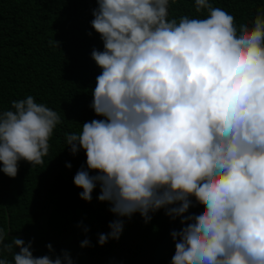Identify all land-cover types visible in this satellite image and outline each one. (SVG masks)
Returning <instances> with one entry per match:
<instances>
[{"label": "clouds", "instance_id": "obj_1", "mask_svg": "<svg viewBox=\"0 0 264 264\" xmlns=\"http://www.w3.org/2000/svg\"><path fill=\"white\" fill-rule=\"evenodd\" d=\"M169 3L96 0L90 25L103 50L91 52L101 72L90 107L102 118L66 134L70 153L86 156L73 184L85 202L99 185L97 200L117 217L100 246L120 238L121 217L147 223L164 208L183 226L171 233V264H264V9L237 26L210 0H194L206 18L169 20ZM61 122L31 95L12 101L0 111V172L14 178L21 160L43 164ZM191 198L199 212L184 215ZM5 239L0 228V247L13 254L0 264H74L67 251L36 257L32 241Z\"/></svg>", "mask_w": 264, "mask_h": 264}, {"label": "trees", "instance_id": "obj_2", "mask_svg": "<svg viewBox=\"0 0 264 264\" xmlns=\"http://www.w3.org/2000/svg\"><path fill=\"white\" fill-rule=\"evenodd\" d=\"M235 17L237 26L251 22L264 0H210ZM96 0H0V111L11 102L31 95L56 111L61 123L53 130L43 164L21 160L10 178L0 172V228L5 244L18 237L32 241L34 256H59L67 251L74 264H171L175 241L171 233L183 226L161 208L149 213L147 223L139 213L121 217L123 231L118 240L98 245V234L110 231L117 219L99 202V185L90 202L79 198L82 189L73 184L76 172L85 166L83 150L75 155L66 144V134L79 133L82 125L101 119L90 107L91 92L101 69L91 59L103 42L90 25ZM168 19L181 16L206 18V10L196 13L194 0L169 3ZM91 33V35H89ZM59 41L54 47L49 42ZM70 164L71 167H66ZM90 172V175H95ZM184 215L198 214L201 205L194 198ZM177 205H170L175 207ZM88 231L85 233L84 229ZM90 246L81 247L85 239ZM52 246L49 252L47 245ZM13 251H19L18 248ZM0 258L12 262L13 254L0 247Z\"/></svg>", "mask_w": 264, "mask_h": 264}]
</instances>
